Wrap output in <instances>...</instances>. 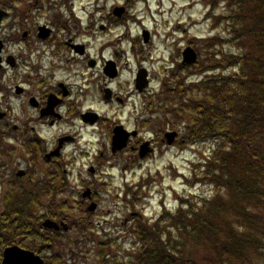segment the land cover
Wrapping results in <instances>:
<instances>
[{
    "label": "rangeland",
    "instance_id": "obj_1",
    "mask_svg": "<svg viewBox=\"0 0 264 264\" xmlns=\"http://www.w3.org/2000/svg\"><path fill=\"white\" fill-rule=\"evenodd\" d=\"M15 4L20 6L19 1ZM23 4L29 17L28 28L50 20L54 16V8L57 7L58 11H61L65 6L62 0H23ZM70 5L74 17L80 18L81 32L77 40L91 41L93 56L103 62L104 58H112L116 51L119 53L117 57L122 65V76L115 84L123 93L128 95L136 90L132 81L141 65L152 70V86L144 95L132 93L124 107L119 103L107 104L100 92V82L104 83L98 75L101 74L100 68L92 70L94 80L87 89L88 100L85 107L95 108L107 121L95 127L85 126L78 120L56 127L42 125L39 126V136L44 140L42 143L31 140L25 143L12 141L11 154L5 157L9 160L6 170L12 176V183L7 187L5 194L6 197L13 194L14 197H19L21 194L16 191L18 188H27L29 192L44 188L39 180L45 177L44 171L47 167L38 160L36 150L44 152L46 147L50 148L56 138L69 128L76 130L77 134L81 132L78 141L68 145L57 162L62 171L68 173L66 177L57 180L58 202L52 207V200L46 196L48 188L44 189L40 191V200L34 205L33 211L37 214L42 212L45 216L53 215L49 210L55 209L60 217L71 222L70 230L60 235L65 247L59 246L55 250V254L63 263L97 264L99 261L94 257V250L100 254L98 244L105 238L116 240L118 247L123 245V249L131 253L135 222L140 219L147 222L152 219V222L161 214L163 207L174 212L183 197H211L217 193L213 186L200 180V176L194 177L199 173L198 166L210 155V144L163 147L159 142L153 155L140 159L138 154L132 151L118 156L108 153L103 155L98 151V139L104 132L102 129L114 118L127 122L131 127L138 125L145 139L155 135L156 140L160 141L159 138L164 132L171 128L177 129L178 126L173 128L161 124V120L151 111V100L159 98L162 81L168 79V70L171 71L179 65L186 46L191 45L199 50L201 58L204 47L202 40L212 36H225L227 26L217 25L206 17L208 12L216 15L225 11L222 0H71ZM122 5L128 7V19L119 25L113 21V26L100 33L91 25L90 33L87 32L93 18L99 19L97 7H105V12ZM37 7L41 8V11H37ZM94 9L95 12L91 15ZM85 26L86 29L83 28ZM145 28L153 35L152 41L148 43L143 41L142 31ZM105 42L108 46L102 49L101 45ZM133 46L137 56L133 53ZM226 50L232 48L227 47ZM132 54L135 58H140L138 62ZM77 69L83 71L86 68L80 64ZM199 69L197 65L186 71V74L190 72L189 77H192L188 83L197 82L202 78L198 79ZM153 110L157 111V108ZM147 120H151V123L147 124ZM20 147L23 149L21 153L12 151V148ZM19 167L30 172H39L36 180H16L14 172ZM92 167L96 169L94 174L90 172ZM86 186L92 188L96 197L84 202L82 194L88 188ZM3 192L4 188L0 187V195ZM92 201L97 203L98 208L96 212L90 213L87 206ZM89 228H93L96 237L95 242L90 244L91 252L89 251L83 259H76L77 241L87 239L86 234H92Z\"/></svg>",
    "mask_w": 264,
    "mask_h": 264
},
{
    "label": "trees",
    "instance_id": "obj_2",
    "mask_svg": "<svg viewBox=\"0 0 264 264\" xmlns=\"http://www.w3.org/2000/svg\"><path fill=\"white\" fill-rule=\"evenodd\" d=\"M222 2L225 11L206 17L225 24L227 34L202 40V78L188 83L190 72L173 74L176 87L156 102L161 124L180 128V145L210 144L194 177L217 193L183 197L174 212L138 220L131 253L105 238L100 254L94 250L97 264H264V0ZM21 196L10 203L11 240L37 249V197ZM89 229L76 259L91 252L96 237ZM50 240L65 247L60 236Z\"/></svg>",
    "mask_w": 264,
    "mask_h": 264
},
{
    "label": "flooded vegetation",
    "instance_id": "obj_3",
    "mask_svg": "<svg viewBox=\"0 0 264 264\" xmlns=\"http://www.w3.org/2000/svg\"><path fill=\"white\" fill-rule=\"evenodd\" d=\"M6 3V0H0L1 8L7 13L0 27V187L4 188L3 194L0 195V264L3 262L5 249L11 245L12 216L10 209L6 208L8 198L5 191L12 183V176L6 170L9 160L5 157L11 154L12 141L25 143L27 140H31V142L36 141L38 143L40 141L42 143L44 140L39 136V126L42 125L56 127L63 123L69 124L71 121L78 120L83 125L90 127L84 123V116L88 112L99 114L97 122L91 127L106 122L107 118L95 108L85 107V102L88 100L87 89L91 87L92 80H94V74L91 71L97 68H100L101 74L98 73V75L104 82H100L101 97L107 104L119 103L124 107L132 93L140 95L136 92L137 89L127 95L115 84L122 76V65L117 53L110 58V61L115 63L116 72L114 77H110L107 73L113 74L114 71L106 66L109 59L104 58L103 62H100V59L91 53V41L77 40V36L81 32L80 23L78 26L76 25V19L71 8L64 6L61 11H58L57 7L54 8V16L42 23L43 26L51 29L49 36L40 38L38 34L40 24L28 28L27 20L29 17L24 9L23 1H19L20 6H7ZM36 9L41 11L39 7ZM104 9L106 8L100 7L98 20L93 18L88 27H83L84 29L87 27L88 33H90L91 25L98 28L100 32H105L114 25L113 21H118L110 11L105 10L104 12ZM72 20L73 23H71ZM101 46L102 49L106 47L104 43ZM133 53L137 56L134 46ZM134 54L132 55L135 58ZM135 59L138 62L140 58ZM80 64H83L86 69L78 70L77 65ZM146 69L150 86L154 75L151 69ZM132 82L136 88L135 78ZM107 90L110 92L109 99L106 98ZM117 125H122L130 133L136 132V135L131 134L126 148L114 153L112 151V138L114 128ZM102 130L104 132L100 134L98 139L100 144L98 151L103 155L108 153L112 156H118L127 151L138 154L143 142L149 141L154 149H158V143L163 141V139L156 141L155 135L148 139L143 138L138 125L131 127L119 118L112 119ZM75 131L69 128L56 138L55 143L50 148L46 147L44 152L36 150L38 160L47 167L44 171L45 177L40 178L39 181L48 188L46 196L52 200V205L58 202L57 188L59 185L57 180L60 176L66 177L68 174L67 171H62L57 162L67 146L78 141L81 132L77 134ZM64 137H69L71 140L63 144L60 150L61 154L46 158V154L53 152L59 146V140ZM22 150V147L12 148L13 152L21 153ZM30 161L33 162L32 159ZM22 171L23 174L21 175ZM58 171H61V175ZM95 172L94 167V171L91 173L94 174ZM38 174L37 171L30 172L28 169H20L19 167L16 168L14 177L16 180L29 178L31 181H35ZM86 187L92 190L91 187ZM92 197H96V195L92 194ZM53 214V216L45 215L46 217L42 214L41 225L48 218L58 223L65 222V219L59 218L57 211H54Z\"/></svg>",
    "mask_w": 264,
    "mask_h": 264
},
{
    "label": "water",
    "instance_id": "obj_4",
    "mask_svg": "<svg viewBox=\"0 0 264 264\" xmlns=\"http://www.w3.org/2000/svg\"><path fill=\"white\" fill-rule=\"evenodd\" d=\"M123 11H124V8H116L114 12L117 15H121ZM3 15L4 13L0 11V22H1ZM41 36L46 37L47 33H43L41 34ZM144 38H145V41H148L149 33L147 31H144ZM183 57H184V61H183L184 63L193 64L197 61L198 56H197L196 51L193 48L188 47L184 50ZM146 85H147L146 73L145 71L142 70L138 76V87L140 90H142V88L145 87ZM85 119L87 121H90L91 123H94L97 120V115L89 113L88 115H86ZM176 135H177L176 132H168L166 134L167 143L169 145L173 144ZM127 139H128V133H126L123 130V128L116 127L115 134L113 136V151H117L125 147ZM66 140H68V138L61 139L59 147L56 149L55 152L48 154L47 158H51L54 155L55 156L59 155V150L62 147L63 142ZM148 145L149 143H145L142 145L141 150H140L141 158L145 157L150 152ZM90 193H91L90 190H87L84 193V197L90 196ZM95 208H96V204H92L89 209L91 211H94ZM44 226L49 227V228L59 229V225L50 220L46 221ZM3 264H44V262L39 256H36L33 252L23 250L19 248L18 246H12L5 250V258L3 260Z\"/></svg>",
    "mask_w": 264,
    "mask_h": 264
}]
</instances>
